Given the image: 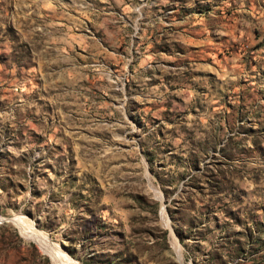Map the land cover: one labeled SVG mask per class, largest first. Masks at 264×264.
<instances>
[{
    "label": "rangeland",
    "instance_id": "1",
    "mask_svg": "<svg viewBox=\"0 0 264 264\" xmlns=\"http://www.w3.org/2000/svg\"><path fill=\"white\" fill-rule=\"evenodd\" d=\"M39 240L264 264V0H0V264Z\"/></svg>",
    "mask_w": 264,
    "mask_h": 264
},
{
    "label": "bare ground",
    "instance_id": "2",
    "mask_svg": "<svg viewBox=\"0 0 264 264\" xmlns=\"http://www.w3.org/2000/svg\"><path fill=\"white\" fill-rule=\"evenodd\" d=\"M22 230H24V229H22ZM29 233V232H28ZM27 233V234H28ZM29 235V234H28ZM38 243H40V245L47 251V253L51 256V258H52V260H53V262L55 263V264H60V262L58 261V259H57V257H54L53 255H52V251H51V249H49V247L46 245V244H43V242H41V240H39V242ZM53 253L55 254V255H57V252H54L53 251Z\"/></svg>",
    "mask_w": 264,
    "mask_h": 264
}]
</instances>
